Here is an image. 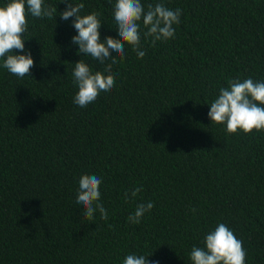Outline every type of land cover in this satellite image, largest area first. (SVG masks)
I'll return each mask as SVG.
<instances>
[{
	"label": "trees",
	"instance_id": "16d2710c",
	"mask_svg": "<svg viewBox=\"0 0 264 264\" xmlns=\"http://www.w3.org/2000/svg\"><path fill=\"white\" fill-rule=\"evenodd\" d=\"M141 2L182 10L174 38L153 45L141 24L145 56L125 44L115 87L86 108L73 103L74 64L103 72L111 61L78 53L60 0H44L55 19L26 16L30 76L0 60V264H123L129 254L191 264L192 247L219 223L242 241L245 264H264V130L229 134L207 115L229 79L264 82V0ZM74 3L100 14L102 41L118 38L115 0ZM84 174L102 181L106 221L99 212L88 221L76 203Z\"/></svg>",
	"mask_w": 264,
	"mask_h": 264
},
{
	"label": "clouds",
	"instance_id": "9594fccd",
	"mask_svg": "<svg viewBox=\"0 0 264 264\" xmlns=\"http://www.w3.org/2000/svg\"><path fill=\"white\" fill-rule=\"evenodd\" d=\"M65 10L59 12L62 20L72 17V27L76 35L71 42L78 46V53L90 56L101 64H105L103 72L95 71L84 62L78 60L72 72L73 85L78 89L73 103L81 108L97 100L101 93L107 94L115 87V76L112 67L117 57L124 58L125 44L136 53L138 59L145 56L141 50V24L146 29L145 39L151 37L154 45L157 41H167L175 36L173 27L180 22L181 9L171 10L164 3L148 4L145 8L141 0H115L112 16L117 33L116 39L105 37L101 40V20L99 13L91 12L81 15L85 5L74 3V0H60ZM55 19L56 6L45 5L44 0H8L0 6V60L3 68L19 78L29 77L34 66L31 53L25 49L23 38L28 28L26 16ZM18 50L24 54H14ZM115 54V55H113ZM210 121L225 125L226 132L245 134L264 130V82H256L251 78L229 79L228 86L219 89L218 97L209 106L207 113ZM102 181L96 175H81L78 182L76 203L84 209V216L92 221L96 212L100 219L107 220L108 212L100 201L99 191ZM142 188L125 191V202L137 197ZM154 207L152 202L139 203L132 214L127 217L131 224H139L146 212ZM193 212L196 209H192ZM111 227V225H109ZM204 247L193 246L190 251L191 264H245L246 250L242 241L224 223H219L214 230L205 235ZM123 264H149L147 256L129 254ZM155 264V262H153Z\"/></svg>",
	"mask_w": 264,
	"mask_h": 264
}]
</instances>
